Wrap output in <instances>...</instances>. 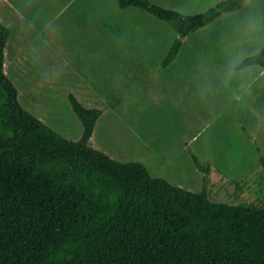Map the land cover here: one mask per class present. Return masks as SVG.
I'll list each match as a JSON object with an SVG mask.
<instances>
[{"label":"trees","instance_id":"1","mask_svg":"<svg viewBox=\"0 0 264 264\" xmlns=\"http://www.w3.org/2000/svg\"><path fill=\"white\" fill-rule=\"evenodd\" d=\"M116 1L144 8L175 29L161 67L176 57L187 34L239 4L223 0L185 13L152 0ZM10 32L0 22V264H264V204L212 199L215 159L201 160L189 140L203 176L198 191L152 174L141 161H121L93 147L89 139L103 111L86 107L71 91L69 102L83 125L78 139L26 109L4 71ZM251 139L264 179V154Z\"/></svg>","mask_w":264,"mask_h":264},{"label":"crops","instance_id":"2","mask_svg":"<svg viewBox=\"0 0 264 264\" xmlns=\"http://www.w3.org/2000/svg\"><path fill=\"white\" fill-rule=\"evenodd\" d=\"M106 1L115 3L113 0ZM152 1L187 12L203 11L215 3V0ZM100 2L101 0H0V22L11 29L4 48V71L14 82L20 103L69 139H78L83 132V125L69 102V92H73L86 107H98L100 105L97 103L95 105L87 104V98L83 96L82 88L92 87L87 85L90 84L88 81L90 79L84 70L75 69L74 62L71 64L68 59V47L53 42L52 35L54 32L61 36L75 34L87 36L90 41L96 43L94 46L97 45L99 49L110 52L113 66L119 67L120 74L127 79L133 78L134 67L138 64L136 60H141L135 59L129 53L119 54L122 48L119 47L118 43L104 37L107 32L102 23ZM50 4H57L55 6H59V8L53 13L49 12V19L42 23L39 20H41L43 12L48 13L50 7L47 6ZM128 8L129 6L116 9L123 12L127 11ZM236 11L238 9L224 13L187 34L176 57L163 69L181 66L196 68L204 65L205 62L198 58H180L184 45H187L188 38L192 35L198 38L201 45L207 47L208 51L216 52L217 55L218 34L224 27L225 18ZM55 23L56 28L49 30ZM191 44L193 46L192 49L190 47V51H196L195 54L198 56L195 48L197 45L195 42ZM55 50L60 51L57 61L53 57ZM124 50L127 51L128 48ZM195 54L193 55L195 56ZM114 73L116 74L117 71L115 70ZM70 75H74L78 81L77 90L70 85V78L68 77ZM195 79L198 78L195 77ZM92 90L93 94L96 95V89L92 88ZM59 91L64 95V98H61L62 101L60 103L52 101L56 95L55 99L60 98ZM256 93L261 96L264 94V88H258ZM163 102L170 108L180 110L176 107V102ZM248 109H250L248 105L240 104L235 99H227L213 117L200 128L196 121L192 127V120H190L188 126L193 131L189 133V136H184L182 143L175 150L169 152L155 148L157 137L155 134H150L144 126V117L141 120V125L134 132L133 128L128 129L131 130V134L133 133L132 136L137 135L138 150H142L141 153L134 155L131 151L132 148L124 138L116 139L113 137V129L110 124H102L100 117L103 113L95 122L89 142L93 147L105 151L115 159L141 161L148 166L152 174L163 176L175 185L198 191L202 188L203 176L193 162L185 144V138H188L192 143L201 160L214 154L217 165L216 171H219L227 179L241 178L258 168L255 144L240 127L241 124L245 125L253 137L259 131V124L256 126V121L249 125L239 115V111L245 112ZM111 110L114 112V106H111ZM258 144L264 154V129L258 137ZM215 145L219 148L220 153ZM237 146L240 151L243 148L245 151L235 153ZM150 147L151 150H149ZM224 150H226V155Z\"/></svg>","mask_w":264,"mask_h":264},{"label":"rangeland","instance_id":"3","mask_svg":"<svg viewBox=\"0 0 264 264\" xmlns=\"http://www.w3.org/2000/svg\"><path fill=\"white\" fill-rule=\"evenodd\" d=\"M113 2L115 3L106 0L100 2L102 23L107 32L104 37L118 43L122 48L119 54L129 53L135 59H141L136 60L138 64L134 67L133 78L127 79L121 75L120 68L114 67L112 64L110 52L99 49L97 45L94 46L96 43L90 41L87 36L79 34L61 36L54 32L53 42L67 46L68 59L71 64L74 62L76 70L82 69L86 72V76L90 79L88 80L90 84L87 85L92 87L82 88V94L87 98V104L95 105L97 103L100 105L98 107L103 111V115L100 117L102 124H110L114 138H124L132 148L131 151L134 155L141 153L142 150H138L137 135L132 136L133 133L131 134V130L128 129L131 127L134 132L141 125V120L144 117V126L150 134H155L157 137L155 148L164 152L175 150L182 143L184 136H189V133L193 131L188 126L190 120H192V127L196 121L200 128L213 117L227 99L232 98L221 95L214 100H205L200 96L198 92L200 81L195 77H198L199 69L202 66L163 69L161 61L177 36L175 29L168 22L144 8L129 6L127 11L122 12L116 9L119 7L116 0ZM55 5L57 4L47 6L50 7L48 13L43 12L40 22L45 23L49 19V12L53 13L59 8ZM131 11L133 13H127ZM181 12L196 13L195 11ZM55 28L56 23L49 30ZM192 42L197 45L195 48L198 56L195 54L196 51H190V47L192 49L193 46ZM127 48L128 50L125 51L124 49ZM59 55L60 51L55 50L53 54L55 61L58 60ZM215 56L216 52L208 51V48L201 45L200 40L192 35L188 38L187 45H184L180 58H198L204 61L205 65ZM195 72L196 74H194ZM68 77L70 85L77 90L79 84L74 75ZM92 88L96 89V95L93 94ZM59 93L60 98L55 99L56 95L52 101L57 103L62 101L61 98H64V95L61 91ZM258 95L256 93L255 101L247 104L250 109L245 112L239 111V115L245 123L251 125L256 121V126L259 124V131L255 136L257 139L264 129V94ZM163 101L176 102V107L180 110L168 107ZM111 106H114V112L111 110ZM245 135L248 136L246 133ZM248 137L251 139L253 136L250 134ZM184 141H188V138H185ZM215 147L220 153L219 148L216 145ZM224 151L226 155V150ZM244 151V148L240 151L237 146L235 153ZM208 157L215 159L208 181L212 199L231 203L249 201L264 204V179L259 168L245 175L238 184L234 179H227L219 171H216L214 154L206 158Z\"/></svg>","mask_w":264,"mask_h":264},{"label":"clouds","instance_id":"4","mask_svg":"<svg viewBox=\"0 0 264 264\" xmlns=\"http://www.w3.org/2000/svg\"><path fill=\"white\" fill-rule=\"evenodd\" d=\"M217 49L199 69L200 96L214 100L226 95L243 105L255 101L257 89L264 88V0H239L238 11L225 18Z\"/></svg>","mask_w":264,"mask_h":264}]
</instances>
